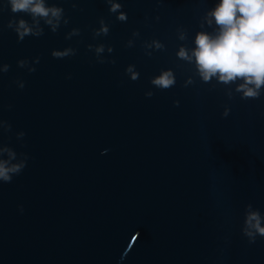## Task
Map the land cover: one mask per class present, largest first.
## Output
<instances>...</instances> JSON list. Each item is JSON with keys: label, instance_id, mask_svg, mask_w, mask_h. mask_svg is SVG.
Here are the masks:
<instances>
[{"label": "water", "instance_id": "water-1", "mask_svg": "<svg viewBox=\"0 0 264 264\" xmlns=\"http://www.w3.org/2000/svg\"><path fill=\"white\" fill-rule=\"evenodd\" d=\"M47 2L68 23L21 42L7 25L31 17L0 0V149L27 160L0 181V264H264L243 233L249 204L264 217V89L243 99L178 56L218 0H113L126 21Z\"/></svg>", "mask_w": 264, "mask_h": 264}, {"label": "clouds", "instance_id": "clouds-1", "mask_svg": "<svg viewBox=\"0 0 264 264\" xmlns=\"http://www.w3.org/2000/svg\"><path fill=\"white\" fill-rule=\"evenodd\" d=\"M111 13H120V21H126L127 16L121 12L122 5L113 0H107ZM13 14L24 13L31 17V23L21 18L12 19L7 27L13 29L19 41L27 36L39 37L43 35L41 21L56 32L64 19V9L58 6H49L47 0H7ZM207 24H215L212 34L201 31L196 35L195 48L189 55L184 48L178 53L181 59L193 62L204 82H210L214 77L221 83L228 84L243 81L237 91L243 93L242 98H258L264 89V0H218V3L206 14ZM99 32L107 35L108 28L103 25ZM79 34L74 29L70 35ZM183 38V37H182ZM66 52H53L55 58L67 56ZM102 52L103 48H98ZM26 61H19L23 67ZM9 65H4L7 72ZM32 71H35L34 69ZM132 72V68L128 69ZM133 75V79H136ZM152 84L168 89L175 83L173 73L164 71L151 81ZM21 88L24 84L20 85ZM151 95V93L149 94ZM11 126L9 125V130ZM21 136L24 133L20 134ZM7 154V159L4 158ZM22 155V154H21ZM26 159L18 160L17 153L9 148L0 149V181L10 183L14 175H19L26 167ZM243 233L254 243L256 237H264V217L259 210H253L249 204L245 213Z\"/></svg>", "mask_w": 264, "mask_h": 264}]
</instances>
